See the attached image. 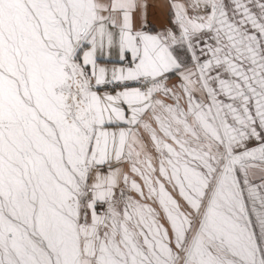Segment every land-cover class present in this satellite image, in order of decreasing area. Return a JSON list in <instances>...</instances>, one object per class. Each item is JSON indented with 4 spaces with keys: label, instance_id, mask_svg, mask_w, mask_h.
I'll use <instances>...</instances> for the list:
<instances>
[{
    "label": "snow or ice",
    "instance_id": "obj_1",
    "mask_svg": "<svg viewBox=\"0 0 264 264\" xmlns=\"http://www.w3.org/2000/svg\"><path fill=\"white\" fill-rule=\"evenodd\" d=\"M0 264H264V0H0Z\"/></svg>",
    "mask_w": 264,
    "mask_h": 264
},
{
    "label": "crops",
    "instance_id": "obj_2",
    "mask_svg": "<svg viewBox=\"0 0 264 264\" xmlns=\"http://www.w3.org/2000/svg\"><path fill=\"white\" fill-rule=\"evenodd\" d=\"M150 19L152 20L153 26L158 28L163 20L162 12L158 10H152V15H150Z\"/></svg>",
    "mask_w": 264,
    "mask_h": 264
}]
</instances>
